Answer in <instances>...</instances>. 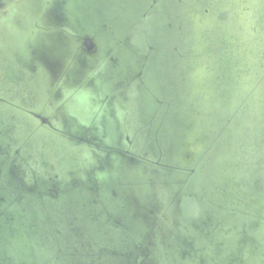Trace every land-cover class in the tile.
Wrapping results in <instances>:
<instances>
[{
	"label": "water",
	"instance_id": "1",
	"mask_svg": "<svg viewBox=\"0 0 264 264\" xmlns=\"http://www.w3.org/2000/svg\"><path fill=\"white\" fill-rule=\"evenodd\" d=\"M0 264H264V0H0Z\"/></svg>",
	"mask_w": 264,
	"mask_h": 264
}]
</instances>
